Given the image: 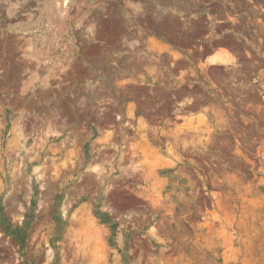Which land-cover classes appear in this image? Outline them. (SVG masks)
<instances>
[{"label": "rangeland", "instance_id": "obj_1", "mask_svg": "<svg viewBox=\"0 0 264 264\" xmlns=\"http://www.w3.org/2000/svg\"><path fill=\"white\" fill-rule=\"evenodd\" d=\"M0 264H264V0H0Z\"/></svg>", "mask_w": 264, "mask_h": 264}, {"label": "bare ground", "instance_id": "obj_2", "mask_svg": "<svg viewBox=\"0 0 264 264\" xmlns=\"http://www.w3.org/2000/svg\"><path fill=\"white\" fill-rule=\"evenodd\" d=\"M45 215V214H44Z\"/></svg>", "mask_w": 264, "mask_h": 264}]
</instances>
